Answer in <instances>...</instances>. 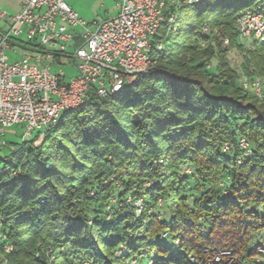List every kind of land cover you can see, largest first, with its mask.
<instances>
[{"label":"trees","instance_id":"obj_1","mask_svg":"<svg viewBox=\"0 0 264 264\" xmlns=\"http://www.w3.org/2000/svg\"><path fill=\"white\" fill-rule=\"evenodd\" d=\"M244 12L264 21V0L182 6L176 31H159L165 45L152 74L105 98L89 95L80 109L61 114L39 145L23 141L0 159L7 264H48L49 249L50 264H125L153 252L138 262L258 263L261 247H251V238L264 230V89L258 99L240 77L264 80V33L236 66L217 43L199 45L209 38L205 26L222 29L234 50H244L236 32ZM159 41L156 34L150 42ZM241 139L248 155L238 148ZM185 169L200 180L191 203ZM115 196L122 206H112L106 221ZM167 240L179 254L169 255ZM224 252L231 257L218 256Z\"/></svg>","mask_w":264,"mask_h":264},{"label":"built area","instance_id":"obj_2","mask_svg":"<svg viewBox=\"0 0 264 264\" xmlns=\"http://www.w3.org/2000/svg\"><path fill=\"white\" fill-rule=\"evenodd\" d=\"M200 1L118 0L113 17L92 24L80 19L64 0H21L18 13L1 12L0 21L7 23V29L0 30V135L14 125H22V139L39 144L61 114L80 109L89 95L105 98L129 86L137 76L148 77L155 55L163 47L162 41L151 44L152 37L163 26L164 35L173 34L181 7ZM207 31L203 26L201 33ZM236 32L240 40L262 41L261 15L242 13L236 20ZM23 34L25 41H21ZM221 41L228 46L227 38ZM199 45L204 47L205 42L201 40ZM15 47L26 52L10 63L6 53L18 54ZM62 58L75 70L68 81L63 73L50 72L52 64L60 65ZM240 84L256 98L263 97V79L250 80L242 75ZM114 205L119 209L122 203L106 206V221ZM134 207L139 214L141 201ZM11 251L0 215V264H7ZM116 255L120 256V251ZM47 258L50 264V249ZM79 264L92 263L83 260ZM125 264L140 263L133 257Z\"/></svg>","mask_w":264,"mask_h":264},{"label":"rangeland","instance_id":"obj_3","mask_svg":"<svg viewBox=\"0 0 264 264\" xmlns=\"http://www.w3.org/2000/svg\"><path fill=\"white\" fill-rule=\"evenodd\" d=\"M114 1L115 0H64V2L68 6L73 7V9L80 14V17L82 19L86 20L85 22L87 24H92V21L101 22L103 19H105L107 17V14L114 15L115 14ZM3 4H4L3 1H0V5H3ZM193 26H194V24H191L188 27V30H189L188 31V39L191 42H193L197 38L195 34L191 33ZM162 28L164 29V26ZM221 30L222 29H220V28L219 29L215 28L212 30V32L207 31V33H209V38L207 40H203V41L205 42V44L209 41H213L214 43H217L219 48L222 51L227 52V54L229 55L228 58H229L230 62L236 66L237 63L239 61H241L240 58H241V56L243 57L245 50L253 49V47H254L253 42L256 40H247L245 38L242 40L239 39L238 43L243 45L244 50H241L238 53L236 50H234L230 46V42H229L228 46H226L222 43L221 39L222 38L225 39L227 37H225L223 35V32ZM162 33L158 32L157 34L162 37V44L164 46L165 45V42H164L165 37ZM164 33H165V29H164ZM21 41H25L24 34L21 36ZM14 50L16 52H18V54H13L11 52L6 53L9 56V62L10 63H13L15 61L20 60L22 58L23 53H24L23 50L19 47H15ZM215 65H216V62L213 61L210 64L209 69H212V71H213ZM206 67L208 69V65ZM50 72L53 74L63 73V75L67 81L70 78L75 76V70L68 64V60H66L65 58L61 59L60 65L52 64V66L50 68ZM23 135H24V128L22 125H14L9 129L4 130V133L2 135H0V159L10 156L11 154H13L15 152V148L19 147L24 140L25 141L29 140L28 138L23 140L22 139ZM39 144H35V146H37ZM238 148L241 151H243L244 154H246V155H248L250 153V147L243 139H241L239 141ZM223 151L224 152L230 151V145L224 144ZM17 163H18V159H14V164H17ZM0 167H2V165H0ZM191 172H192L191 169H185V173L189 177V179H188L189 185L187 186V190H186V195H188L187 198H188L189 203H191L193 201V195L194 194L196 196L200 193V190L196 191V193H195V189L198 186V183L200 180L197 178H194V176H192ZM110 181H112V179H110ZM107 182L108 181H105L104 184H107ZM114 186L117 188L116 191L119 192L120 184L115 182ZM146 186H149V185L146 184ZM199 188H200V186H199ZM118 198L119 197H117V196H115L114 198H110L107 201V205L108 204L113 205V203H118L119 202ZM134 209L136 210L135 207H134ZM163 246H164V248L169 249V255L170 256H174L176 254H179L178 249L175 248L174 245L170 241H168V240L163 241ZM253 246H254V248H255V246L261 247V249L259 250L260 257H258L257 260H255V261H257V262H259L261 260L264 261V230L259 231L258 233L254 234L252 236L251 247H253ZM223 255H226L227 257H231V255L227 252L218 254V256H223ZM154 256H155L154 252L148 253L146 256L139 257L138 261L144 263V262H147L149 259H152Z\"/></svg>","mask_w":264,"mask_h":264},{"label":"crops","instance_id":"obj_4","mask_svg":"<svg viewBox=\"0 0 264 264\" xmlns=\"http://www.w3.org/2000/svg\"><path fill=\"white\" fill-rule=\"evenodd\" d=\"M0 1H3V5H0V13L1 12H4V13H6L7 15H14V14H16V13H18L19 11H20V9H21V0H0ZM118 0H115L114 1V5H115V14H116V12H117V9H116V2H117ZM71 9L78 15V17L80 18V19H82L81 17H80V14L77 12V11H75L74 9H73V7H71ZM114 14V15H115ZM114 15H109V14H107V17L106 18H108V17H113ZM105 18V19H106ZM105 19H103V20H105ZM83 21H86V20H84V19H82ZM102 20V21H103ZM92 23H99V22H97V21H92ZM7 29V23L5 22V21H0V30H6ZM23 52H26L25 50H23Z\"/></svg>","mask_w":264,"mask_h":264},{"label":"water","instance_id":"obj_5","mask_svg":"<svg viewBox=\"0 0 264 264\" xmlns=\"http://www.w3.org/2000/svg\"><path fill=\"white\" fill-rule=\"evenodd\" d=\"M25 141V140H24ZM14 150V149H13Z\"/></svg>","mask_w":264,"mask_h":264}]
</instances>
